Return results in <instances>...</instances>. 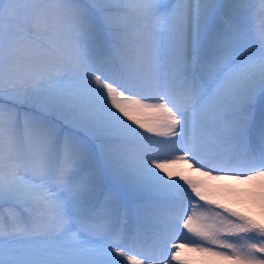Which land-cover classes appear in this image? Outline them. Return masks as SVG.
I'll list each match as a JSON object with an SVG mask.
<instances>
[{"label":"snow or ice","instance_id":"1","mask_svg":"<svg viewBox=\"0 0 264 264\" xmlns=\"http://www.w3.org/2000/svg\"><path fill=\"white\" fill-rule=\"evenodd\" d=\"M0 264H264V0H0Z\"/></svg>","mask_w":264,"mask_h":264},{"label":"rangeland","instance_id":"2","mask_svg":"<svg viewBox=\"0 0 264 264\" xmlns=\"http://www.w3.org/2000/svg\"><path fill=\"white\" fill-rule=\"evenodd\" d=\"M180 242H183V241H180Z\"/></svg>","mask_w":264,"mask_h":264}]
</instances>
